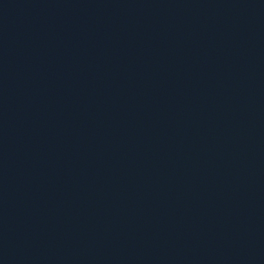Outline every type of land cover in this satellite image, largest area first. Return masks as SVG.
I'll list each match as a JSON object with an SVG mask.
<instances>
[{"label":"water","instance_id":"1","mask_svg":"<svg viewBox=\"0 0 264 264\" xmlns=\"http://www.w3.org/2000/svg\"><path fill=\"white\" fill-rule=\"evenodd\" d=\"M0 264H264V0H0Z\"/></svg>","mask_w":264,"mask_h":264}]
</instances>
